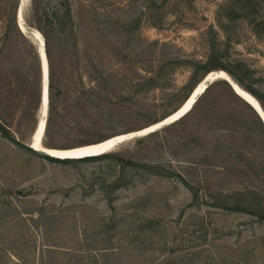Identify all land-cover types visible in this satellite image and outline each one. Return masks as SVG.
Returning <instances> with one entry per match:
<instances>
[{
    "label": "rangeland",
    "instance_id": "obj_1",
    "mask_svg": "<svg viewBox=\"0 0 264 264\" xmlns=\"http://www.w3.org/2000/svg\"><path fill=\"white\" fill-rule=\"evenodd\" d=\"M37 32L47 147L156 123L226 60L264 92V0H0V264H264V123L230 84L110 157L51 160Z\"/></svg>",
    "mask_w": 264,
    "mask_h": 264
},
{
    "label": "bare ground",
    "instance_id": "obj_2",
    "mask_svg": "<svg viewBox=\"0 0 264 264\" xmlns=\"http://www.w3.org/2000/svg\"><path fill=\"white\" fill-rule=\"evenodd\" d=\"M19 19H20V22L23 24V21H24L23 9H21V16H19ZM33 38L39 47V49H38V51H40L39 53L42 54L43 68L45 71V84H47V83L49 84V81H50V63H49V59H48V55H47L46 42H45L44 36H42L41 33L37 32L33 35ZM40 62H41V57H40ZM41 69H42V64H41ZM207 74L206 75L208 76L207 77L208 79L211 77H214L215 75H219L223 79H230L228 74L225 73L224 70L211 71ZM205 76H204V78H205ZM204 78L195 86V88L191 92V93H193L192 97L190 99H188V101L186 100V103L184 102L183 105L180 107L181 109L179 111H176L175 113H173L170 116V118L176 117L177 115H179L178 113L187 109L193 103V101L195 99H196V101L198 100L197 97L201 96L207 90V88L205 89V87H206L207 83H209V82L207 80H205ZM236 88L239 91V93L241 95H243V97H245V99H248L249 101H252V102H256L254 99V96L251 93H249L247 90L243 89L242 87H236ZM195 102H194V104H195ZM49 105H50V89H49L48 110H49ZM46 109H47V99H45V105L42 106V108L40 105L39 118L37 121L36 128L33 132L32 138H31V146L33 145L34 149H36V151H38V152L45 150V151H48L49 153H51L53 156L61 157V158H66L68 156H76V155H79L82 153H97V154H94L95 156L104 154V153H106V151L103 152L104 150L112 151L114 149V146H112V145H115L117 142L119 143L121 141L129 139V137H132L137 133H141V132L143 133V131L149 129L150 127H154V125L156 124V123L151 124L147 127H144L140 130H137V131L126 133L123 135L114 136V137L108 138V139H106L102 142H99V143H92V144H87L84 146H78V147H72V148H51V147H47V146L43 145L41 142L42 136H43V134L45 132V128H46V126H45L46 117L48 116ZM140 135H143V134H140ZM82 158H84V157H82Z\"/></svg>",
    "mask_w": 264,
    "mask_h": 264
},
{
    "label": "trees",
    "instance_id": "obj_3",
    "mask_svg": "<svg viewBox=\"0 0 264 264\" xmlns=\"http://www.w3.org/2000/svg\"><path fill=\"white\" fill-rule=\"evenodd\" d=\"M47 55H48V52H47ZM49 59V58H48ZM214 68L216 69H220V70H225L226 72H228L232 77L233 79L245 90H247L249 93H251L253 96H255L259 102L261 103L262 107L264 108V92H262L261 90H259L255 83L258 82L260 79L256 78L255 77V72L244 62L242 61H239V60H226V61H223V62H220L218 63L217 65H214ZM211 71H208L207 73H209ZM204 78V77H203ZM52 77H51V74H50V81H52ZM201 81V80H200ZM199 81V82H200ZM198 82V83H199ZM221 82V80H218V81H215L213 84H211L207 90L204 92V94H206L208 92V90L211 88L212 85H215L217 83ZM197 83V84H198ZM196 84V85H197ZM54 86H53V83L51 82L50 83V103L52 102L53 100V93H52V90H53ZM195 88V87H194ZM193 91V90H192ZM202 94L200 96V98L195 102V104L190 108V110L186 113V115H184L182 118H180L178 121H176L175 123L171 124L170 126H174V125H177L178 123L184 121L192 112L195 111V109L197 108L201 98L203 97ZM235 94V93H234ZM235 96H237L235 94ZM239 98V96H237ZM188 98V97H187ZM246 106L247 108L251 111V113L254 115V117L258 120V122L263 125V122L261 120V118L259 117V115L257 114V112L252 108V106L250 104H248L244 99L242 100L241 97L239 98ZM186 102V100L184 101ZM183 102V103H184ZM183 105V104H182ZM181 105V106H182ZM180 106V107H181ZM172 114V113H171ZM168 116V115H167ZM166 117V116H165ZM164 117V118H165ZM162 118V119H164ZM161 119V120H162ZM161 120H158L157 122L161 121ZM156 122V123H157ZM155 123V122H154ZM153 123V124H154ZM147 127V126H146ZM249 128V131L251 132H254V130L250 127ZM46 129V128H45ZM123 134V133H122ZM122 134H117V135H114V136H118V135H122ZM114 136H110V137H114ZM108 137V138H110ZM106 138V139H108ZM104 139V140H106ZM102 140V141H104ZM102 141H99V142H102ZM97 142V143H99ZM42 144L44 145V142H42ZM92 144V143H91ZM46 146V145H45ZM227 149H229V147H226ZM104 156H108L110 157V155H108V153L106 154H101V155H98V156H93V157H84V158H81V159H77V160H89V159H96L98 157H104ZM47 158L51 159V160H59L58 158H53V157H49L47 156ZM75 159H67V161H73ZM236 208V207H235ZM243 209L242 210H248L246 207H242ZM264 218V215L263 217Z\"/></svg>",
    "mask_w": 264,
    "mask_h": 264
},
{
    "label": "water",
    "instance_id": "obj_4",
    "mask_svg": "<svg viewBox=\"0 0 264 264\" xmlns=\"http://www.w3.org/2000/svg\"><path fill=\"white\" fill-rule=\"evenodd\" d=\"M19 16H21V10H20V7H19V10H18V14H17V17L19 18ZM18 23H19V19H18ZM40 51H38V54H39V58L41 57V64H42V91H41V102H40V105H41V108L42 106L45 105V99H47V115H48V103H49V84H45V71H44V68H43V59H42V54L39 53ZM225 71V70H224ZM225 73L228 74L229 78L230 79H223L222 77H220L219 75H215L214 77H211V78H207L208 74L205 76V80H207L209 83H207L206 88H208L211 84H213L215 81H218V80H224V81H227L230 86L232 87V89L234 90V92L242 97L244 100L247 101L248 104H250L252 106V108L257 112V114L259 115V117L261 118L262 122L264 123V108L262 107L261 103L259 102V100L254 96V99L256 102H252V101H249L248 99H245V97H243V95H241L239 93V91L237 90L236 87H241L234 79L233 77L225 71ZM48 78V77H47ZM193 93H190V95L188 96V98L186 99L188 101V99H190L192 97ZM199 98V97H197ZM196 101V99L193 101V103L187 108L185 109L184 111H181L180 113H178L179 115H177L176 117H173V118H170V116L175 113L176 111H179L181 108L179 107L176 111H174L172 114H169L168 116H166L164 119H162L160 122L156 123L154 125V127H150L149 129L143 131V133H137L135 134L134 136L132 137H129V138H136V137H141V136H147L151 133H154L158 130H160L161 128L165 127V126H168V125H171L173 123H175L176 121H178L180 118H182L188 111L189 109L192 107V105L194 104V102ZM186 103V102H185ZM47 121H48V116L46 118V122H45V126L47 124ZM140 134H143L141 136H139ZM118 143V142H117ZM116 143V144H117ZM114 146V145H112ZM111 146V147H112ZM110 147V148H111ZM31 148L34 149V146L32 145ZM36 150V149H34ZM107 150H104L103 152H105ZM41 153L45 154V155H48V156H51V157H54V158H58L60 159L61 157H55L53 156L51 153H49L48 151H41ZM102 153V152H101ZM94 154H97V153H82V154H79V155H76V156H68L66 158H63V160H67V159H81L82 157H93L95 156ZM92 155V156H91Z\"/></svg>",
    "mask_w": 264,
    "mask_h": 264
}]
</instances>
